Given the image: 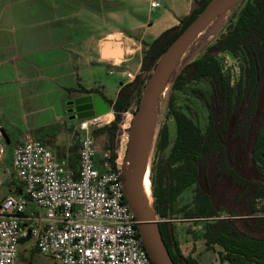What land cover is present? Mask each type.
<instances>
[{
	"label": "trees",
	"instance_id": "trees-1",
	"mask_svg": "<svg viewBox=\"0 0 264 264\" xmlns=\"http://www.w3.org/2000/svg\"><path fill=\"white\" fill-rule=\"evenodd\" d=\"M209 1L194 0L192 11L181 20V25L164 30L147 45L141 72L119 89L114 100L99 89H80L82 94H98L113 111L115 118L110 124L93 130L94 136H107L105 150H114L117 145L123 115L133 97L141 95L162 54ZM226 51L234 55L243 51L247 59L236 86L225 75L218 59V54ZM188 59L175 73L172 88L182 90L196 80L210 81L208 125L203 131L177 107L175 96L170 97L169 111L175 119L176 136L170 145L169 127L167 124L161 127L156 145L158 159L152 167L154 206L161 237L174 264H201L196 257L183 253L170 220L179 211L178 198L194 187L191 204L182 210L190 219H211L202 235L207 248L220 246L222 262L264 264V204L260 205L264 202V0H247L228 33L186 64ZM73 136L69 152L75 165L79 146L78 135ZM168 148L164 157L162 154ZM223 214L227 216L221 217ZM28 241L25 239L21 244ZM36 252L31 250L32 255ZM22 259L23 264H32L23 256Z\"/></svg>",
	"mask_w": 264,
	"mask_h": 264
},
{
	"label": "built area",
	"instance_id": "built-area-1",
	"mask_svg": "<svg viewBox=\"0 0 264 264\" xmlns=\"http://www.w3.org/2000/svg\"><path fill=\"white\" fill-rule=\"evenodd\" d=\"M111 122L102 114L74 126L76 166L69 151L58 156L30 134L13 147L12 171L0 179V187L6 180L18 185L0 191V264H18L25 239L60 264H154L126 198L130 135L122 134L114 150H97L93 130ZM5 138L0 124V169Z\"/></svg>",
	"mask_w": 264,
	"mask_h": 264
},
{
	"label": "rangeland",
	"instance_id": "rangeland-1",
	"mask_svg": "<svg viewBox=\"0 0 264 264\" xmlns=\"http://www.w3.org/2000/svg\"><path fill=\"white\" fill-rule=\"evenodd\" d=\"M111 1H113L112 3L115 5V12L100 14L94 29L83 31V36L88 37L85 40L84 46H77L75 51L84 61L92 57L99 59L98 52L100 48L103 47V43L110 37L118 40L122 48L127 47L129 50H132L130 53H123V56L114 59V61H118V63H116L121 64V66H115L113 60L108 58H105V60L101 59L102 64L95 65V73L99 85H102L106 90L107 96L113 99L122 82L130 80L132 77L135 78V76L141 72L142 57L151 40L159 36L164 29L170 28L173 24L172 20H168L161 28L162 25L158 26L161 19L166 18L168 15L177 16L179 22L174 26L181 25V20L192 11L194 0H154L159 2L160 6L152 10L149 9L150 0ZM246 1L247 0H238L237 3L229 8L220 18L210 24L205 31L194 40L183 58L177 61L172 73L165 80L160 99L154 107L157 118L155 122L156 138L153 141L151 149L152 167L154 160L156 161V159H158L156 145L161 127L164 124L168 125L170 145L173 144L176 136L175 119L169 111V99L171 96H175L176 105L180 110L191 117L203 131L206 130L208 125L207 102L210 100L212 93L210 81L208 79H200L185 85L182 90H174L172 88V80L175 73L182 68L186 59L191 56L193 59L199 58L209 46L213 45L222 35L228 33L231 23L235 22ZM151 22L155 23V26L147 32L148 24ZM203 43L204 47L201 48ZM218 59L225 75L230 78L232 85L236 86L242 75V67L247 65L245 54L243 51H240L237 55H234L226 51L219 53ZM100 90L102 91V89ZM200 91H202L204 95H202ZM142 93L141 95L137 94L133 97L130 108L123 115V121L121 123L123 135H130L131 122L140 106ZM74 99H71V101ZM109 112L113 113L111 109ZM114 118L113 115V117L110 118L111 121H113ZM56 124L57 125L54 124L56 130V135L54 136L55 140H52L50 143L48 141L45 143L54 153L58 156H62V150L73 142L74 126H76L78 122L72 121L68 117L66 121H59ZM7 129L9 130V134L5 138V155L2 161V168L0 169V179H4L8 171H12L13 147L19 140L21 132L20 128L16 125L14 127L10 125ZM95 137L97 141V150L100 154L104 149V145L107 144L108 138L105 134L96 135ZM40 138H42V136H40ZM169 149L170 148L163 152L162 155L164 157L168 155ZM13 186L17 187L18 185L16 182H6L0 187V191L2 193H7ZM194 195V187L188 188L177 200L176 209L179 211L175 213L174 218L171 216L170 219L175 226L181 249L185 255L196 257L201 264H222L219 255L222 248L220 246H215L213 249H208L202 236L206 223L211 219H190L187 218L185 211L182 210V207L191 204ZM263 204L264 202L261 201L260 205ZM32 243L33 241H30L21 246V255L18 264H23L22 256L25 257V260L31 261L32 264H60L52 258L41 255L38 252L32 255ZM225 262L229 264L228 261Z\"/></svg>",
	"mask_w": 264,
	"mask_h": 264
},
{
	"label": "crops",
	"instance_id": "crops-1",
	"mask_svg": "<svg viewBox=\"0 0 264 264\" xmlns=\"http://www.w3.org/2000/svg\"><path fill=\"white\" fill-rule=\"evenodd\" d=\"M112 2L0 0V124L5 137L9 134L7 127L16 125L21 131L16 144L26 134L50 143L55 140L54 124L68 117L80 121L69 112L71 99L99 96L82 94L81 88L102 89L111 99L95 73V65L105 60L102 48L99 59L86 61L75 49L84 46L88 37L83 36V31L94 29L100 14L115 12ZM168 20L173 21L171 26L179 22L177 16L168 15L158 26L162 28ZM154 26L149 23L147 32ZM129 81L122 82L119 89ZM69 147L62 150V156Z\"/></svg>",
	"mask_w": 264,
	"mask_h": 264
},
{
	"label": "water",
	"instance_id": "water-1",
	"mask_svg": "<svg viewBox=\"0 0 264 264\" xmlns=\"http://www.w3.org/2000/svg\"><path fill=\"white\" fill-rule=\"evenodd\" d=\"M237 1L210 0L204 10L168 47L150 73V78L142 93L140 106L131 122L127 152L131 172L125 179L126 198L139 220L138 228L140 234L154 264H174V262L166 249L159 228H157V235L147 222L141 191L142 160H146L145 153L151 146L149 128L152 110L159 101L164 82L172 73L177 61L183 58L194 40L210 24L234 6ZM202 47H204V43L201 45ZM102 56L108 59L123 56L121 43L106 40L103 43ZM192 60L194 59L191 56L186 64ZM68 105H74L69 111H76V115L72 116V118L78 120L91 118L95 115H102L110 111L109 106L101 96L77 97L70 101ZM131 190L133 192L132 195Z\"/></svg>",
	"mask_w": 264,
	"mask_h": 264
},
{
	"label": "bare ground",
	"instance_id": "bare-ground-1",
	"mask_svg": "<svg viewBox=\"0 0 264 264\" xmlns=\"http://www.w3.org/2000/svg\"><path fill=\"white\" fill-rule=\"evenodd\" d=\"M107 40L118 41V40H115L113 37H110ZM131 51L132 50L131 49L129 50L127 47L122 48V53H130ZM112 60L115 66H121V64H117L114 61V59ZM103 117L106 118L107 121H111L110 118L113 117V113L112 112L105 113L103 114ZM156 118H157V113L154 108L152 110L151 122H150V128H149V134L151 137V146L145 153L146 160L144 159L142 160L141 191H142L143 200H144L145 215H146L147 222L150 225V227L153 229V231L158 235L157 233L158 215L156 213L155 206H154V195H153V185H152V166H151V149L153 146V141L156 138V135H155ZM132 194L133 192L131 190V195Z\"/></svg>",
	"mask_w": 264,
	"mask_h": 264
},
{
	"label": "flooded vegetation",
	"instance_id": "flooded-vegetation-1",
	"mask_svg": "<svg viewBox=\"0 0 264 264\" xmlns=\"http://www.w3.org/2000/svg\"><path fill=\"white\" fill-rule=\"evenodd\" d=\"M73 107H74V105H70V109H72ZM70 109H69V110H70ZM71 115H72V116H75V115H76V111H72V112H71Z\"/></svg>",
	"mask_w": 264,
	"mask_h": 264
}]
</instances>
